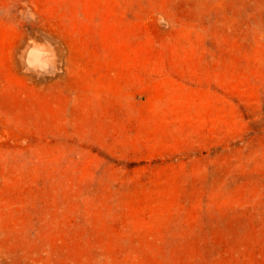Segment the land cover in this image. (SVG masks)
I'll list each match as a JSON object with an SVG mask.
<instances>
[{
    "label": "rangeland",
    "instance_id": "obj_1",
    "mask_svg": "<svg viewBox=\"0 0 264 264\" xmlns=\"http://www.w3.org/2000/svg\"><path fill=\"white\" fill-rule=\"evenodd\" d=\"M0 264H264V0H0Z\"/></svg>",
    "mask_w": 264,
    "mask_h": 264
}]
</instances>
